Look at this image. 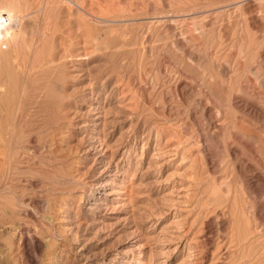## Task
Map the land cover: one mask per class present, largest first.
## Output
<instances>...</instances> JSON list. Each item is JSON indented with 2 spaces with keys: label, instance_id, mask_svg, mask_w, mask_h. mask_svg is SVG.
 <instances>
[{
  "label": "rangeland",
  "instance_id": "374dc122",
  "mask_svg": "<svg viewBox=\"0 0 264 264\" xmlns=\"http://www.w3.org/2000/svg\"><path fill=\"white\" fill-rule=\"evenodd\" d=\"M11 1L0 264H264V0Z\"/></svg>",
  "mask_w": 264,
  "mask_h": 264
},
{
  "label": "bare ground",
  "instance_id": "6f19581e",
  "mask_svg": "<svg viewBox=\"0 0 264 264\" xmlns=\"http://www.w3.org/2000/svg\"><path fill=\"white\" fill-rule=\"evenodd\" d=\"M11 1V0H10ZM12 2V1H11ZM12 3H14V2H12ZM5 7V6H4ZM5 9H6V7H5ZM9 9V8H8ZM4 10V9H3ZM6 11V10H5ZM2 12V11H1ZM10 12H11V9H10ZM13 12V11H12ZM6 13V12H5ZM20 13V12H19ZM14 14V13H13ZM17 14V13H16ZM15 15V14H14ZM3 16V15H2ZM2 16H0V20H2ZM9 18H8V20H13V22L15 21L14 19H16L13 15H9L8 16ZM18 17V16H17ZM14 18V19H13ZM5 20V19H4ZM11 23H12V21H10ZM3 23V22H2ZM4 23H6V22H4ZM8 24V23H7ZM10 24V23H9ZM0 26H2L1 25V23H0ZM4 27H5V25H4ZM9 27V26H8ZM8 27H5V29L6 28H8ZM13 27V26H12ZM2 28H3V26H2ZM2 28H0V29H2ZM9 28H11V27H9ZM8 28V29H9ZM14 29V28H13ZM12 28H11V31H10V29H9V32L8 33H10V32H12V33H14L12 30H13ZM15 31H16V29H14ZM1 31H4V29H2ZM19 32V31H18ZM7 35V34H6ZM11 36H12V34H11ZM15 36L16 35H14V36H12V37H14L15 38ZM19 36V35H18ZM11 39V38H10ZM16 39V38H15ZM14 39V40H15ZM7 40H9V38L7 39ZM12 40V39H11ZM17 40V39H16ZM18 41V40H17ZM8 42V41H7ZM11 43V42H10ZM13 43V42H12ZM17 43V42H16ZM6 45V44H5ZM8 45V44H7ZM14 45V44H13ZM18 45V44H17ZM7 47V46H6ZM12 47H14V46H12ZM17 47V46H16ZM15 47V48H16ZM9 48V47H8ZM8 48H6V49H8ZM10 49H11V47H10ZM2 53V52H1ZM17 63V62H16ZM21 63V62H20ZM21 66H23V65H20V68H22ZM21 70V69H20ZM22 71H23V69H22ZM1 79V78H0ZM1 81V80H0ZM9 85V84H8ZM6 87V86H5ZM1 88V87H0ZM7 88V87H6ZM3 89V88H2ZM10 89V88H9ZM4 90V89H3ZM2 90V91H3ZM9 92V91H8ZM1 93V92H0ZM3 94V93H2ZM5 94V93H4ZM6 94L8 95V93L6 92ZM5 97V96H4ZM4 97H3V101H1L2 99H0V107L6 112H8V109H7V107H6V104H5V102H6V100L4 101ZM6 99L8 98V96L7 97H5ZM8 134V133H7Z\"/></svg>",
  "mask_w": 264,
  "mask_h": 264
}]
</instances>
